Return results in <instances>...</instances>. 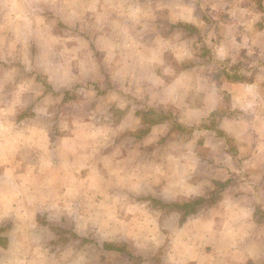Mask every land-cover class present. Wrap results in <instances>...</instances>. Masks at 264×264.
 Segmentation results:
<instances>
[{
	"label": "crops",
	"instance_id": "1",
	"mask_svg": "<svg viewBox=\"0 0 264 264\" xmlns=\"http://www.w3.org/2000/svg\"><path fill=\"white\" fill-rule=\"evenodd\" d=\"M129 1L0 0V264H264V0Z\"/></svg>",
	"mask_w": 264,
	"mask_h": 264
},
{
	"label": "rangeland",
	"instance_id": "2",
	"mask_svg": "<svg viewBox=\"0 0 264 264\" xmlns=\"http://www.w3.org/2000/svg\"><path fill=\"white\" fill-rule=\"evenodd\" d=\"M119 2H120V7L124 8V11H126V9H127V11H126L127 13H123V15L121 17V21L123 20L124 14L132 15L133 18H136L138 15H140V17L142 15H146V8H145L144 5H143V8H141V10L139 12V11H137V8L134 6L136 2L133 3V2H131L129 0L128 1L127 0H119ZM140 30H142V29H140ZM143 35L146 36V32H145V34H143V31L139 32V29H138L137 34L135 35V37H129V40H133V41H130V42H132L133 46H135V47L137 46L139 48V50H136L135 53H138V55H140V56H142L144 53H145V56H146V37L144 38ZM152 40H153V38L149 39V41H152ZM128 46H129V44H128ZM135 47L129 46L130 51H132ZM149 47L150 48H148L149 52H148L147 56H150L151 59L156 60L157 57H159V52L156 50L157 48H156L155 44L154 43H152V44L150 43ZM120 71H121V73L118 74L116 72V70L114 72L113 69H110L109 78H110L111 81L116 82L118 84L116 86V88H118L121 91H123V95L126 97L125 98V102H126L125 106L126 107L128 105L133 104V103H138L139 104V107L136 109V110H138V109L140 110L139 111L140 112V117L137 118V119H140V120L137 121V125L142 121V123L144 124V127H142V128L146 129V109H148V107H146V94H147L148 91L152 90V88H153L152 91H155L153 93L157 94L159 88H158L157 85L156 86L153 85L152 88H151L149 84H146V69L143 68L141 65H139V67H135L134 69H131V71L133 72V76H131V77H134L136 79L135 81H133V83H130L128 81H127V83L123 82V81H125L126 78H128L125 74L129 73L130 68L121 67ZM96 72H98V71H96ZM96 72H94V73L96 74ZM113 87H115V86H113ZM148 104H152V103L148 102ZM133 108H136V107H133ZM155 116H157V115H155V113L154 114L152 113L150 118H147V119L148 120L149 119L150 120H156L157 117H155ZM138 126H140V125H138ZM125 135H130V136L133 135L134 137L136 136L135 138L138 139L137 142H139V140H146V132H141V130H140V132L135 133V134H125ZM134 151H135V157H136V164L135 165H136V168H139L140 166H142V164H139V162L142 161L140 159L141 158L140 152L144 151V150L136 148ZM137 164H139V165H137ZM136 173L138 174V172H136ZM136 173L133 175L134 178L130 179V183L134 182V185H133L134 189L143 190L141 188H146V186L144 185V183H143V185L141 184V179L143 178V180L145 182V180H146V168L144 170V173H140L139 176ZM157 183H158V180L151 181L150 182V188L155 189V186L157 185ZM145 184H146V182H145ZM153 184H156V185H153ZM187 207L185 209H187ZM190 207H191V205H190ZM147 209H148V207L146 206V211H148ZM139 231H142V230H139ZM262 231L264 233V225H263ZM137 235H138V233H137ZM158 239L159 238L157 237L154 240H152L153 243H151V246H150V244L146 245V247H145L146 248V254H148V253L149 254H153V253H157L158 252L157 248H153V246L156 247L158 245L157 242H156V240H158ZM100 240L104 241L103 246H105V245L108 246V241H105L106 239L100 238ZM143 240H145L144 242L146 243V238H143ZM121 243L123 244V242H121ZM113 246L114 245L112 244V247ZM112 247L109 246V250ZM120 250H122L123 253H124L122 259L124 258L125 260H129L130 255L127 254V252H128L127 248L124 247V245H123V249H120ZM98 254H99V252H98ZM101 258H102L101 261H100V262H102L101 264H106L107 263L106 261L109 260V259L106 258V254L105 253H102V257ZM64 262H67V261H64ZM88 262L89 261H87V264H88ZM41 263H43V261ZM53 263H54V261H53ZM123 263L125 264V262H122V264ZM127 263H130V264H132V263L135 264L136 263L137 264L138 261L136 259H131L130 258V260L128 262L126 261V264ZM44 264H46V262H44ZM57 264H59V263H57ZM70 264H73V262H70ZM82 264H84V263L82 262ZM90 264H94V263L91 262ZM138 264H141V263L139 262ZM148 264H159V262L157 260V261L148 262Z\"/></svg>",
	"mask_w": 264,
	"mask_h": 264
}]
</instances>
